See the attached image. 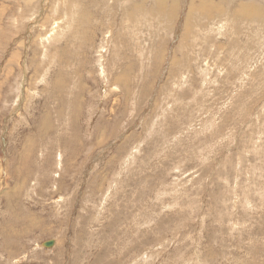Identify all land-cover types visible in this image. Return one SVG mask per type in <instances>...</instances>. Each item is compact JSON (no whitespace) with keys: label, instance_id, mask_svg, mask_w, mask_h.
Instances as JSON below:
<instances>
[{"label":"rangeland","instance_id":"374dc122","mask_svg":"<svg viewBox=\"0 0 264 264\" xmlns=\"http://www.w3.org/2000/svg\"><path fill=\"white\" fill-rule=\"evenodd\" d=\"M122 1L0 0V264H264V0Z\"/></svg>","mask_w":264,"mask_h":264},{"label":"bare ground","instance_id":"6f19581e","mask_svg":"<svg viewBox=\"0 0 264 264\" xmlns=\"http://www.w3.org/2000/svg\"><path fill=\"white\" fill-rule=\"evenodd\" d=\"M132 1H134V4ZM121 2H123V1L121 0ZM148 2L151 3V0H126V2L124 3L125 4L124 7L130 6V7L126 8L127 10L126 9H124V10H125L127 17H128L126 19V21H128L134 25V28H131V29H134V31L142 29V27H141L142 23L148 22L149 21L148 17H150V16L157 17L159 15L160 19H165V20H167V22H170V21L174 22V21L178 20L179 15L177 14V9L174 8V5H172L169 9H167L168 5L166 6V3H167L166 0H155V5H154L155 7H154V9H151V10L148 9L146 6V3L148 4ZM199 3L200 4L198 6L191 8L190 11H192L193 13L196 12L197 17L202 18V19H205L206 17L207 18L210 17L212 19L213 17H215L213 14L214 12H212L214 8L212 9L210 7V5L208 7L207 3L203 2L202 0H200ZM262 6L263 5L261 4V2H258V3L256 2V4H254V2H248V3L242 2V3H240V6L236 11L235 17L236 16L237 17H240V16L246 17V19L248 21H251L253 24H258L259 22H261L262 27H264V8L261 9ZM151 8H152V6H151ZM215 9H217V8H215ZM84 15H87V14H84ZM217 15H218V13H217ZM150 20H151V18H150ZM144 24H143V26H144ZM139 25H140V27H139ZM131 29L129 28L130 31H131ZM127 33H129V32H127ZM103 71H105V70H103ZM105 77H106V75H105ZM103 80H104V77H103Z\"/></svg>","mask_w":264,"mask_h":264},{"label":"water","instance_id":"95a60500","mask_svg":"<svg viewBox=\"0 0 264 264\" xmlns=\"http://www.w3.org/2000/svg\"><path fill=\"white\" fill-rule=\"evenodd\" d=\"M54 244H55V241H50V242L44 243L43 245L46 248H52L54 246Z\"/></svg>","mask_w":264,"mask_h":264}]
</instances>
